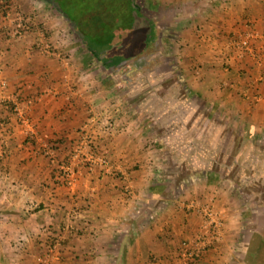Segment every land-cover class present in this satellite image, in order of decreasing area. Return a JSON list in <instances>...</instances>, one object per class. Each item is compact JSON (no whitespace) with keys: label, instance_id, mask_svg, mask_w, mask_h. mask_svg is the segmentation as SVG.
Wrapping results in <instances>:
<instances>
[{"label":"crops","instance_id":"crops-1","mask_svg":"<svg viewBox=\"0 0 264 264\" xmlns=\"http://www.w3.org/2000/svg\"><path fill=\"white\" fill-rule=\"evenodd\" d=\"M192 2L203 4L202 12L190 13L189 27L175 28L173 62L168 56L137 61L147 49L151 54L154 32L140 52L135 45L128 59L104 62L127 65L122 74L106 78L83 59L45 51L40 45L53 37L42 29L14 37V20L0 5V264H183L181 245L203 234L206 206L221 217L223 232L188 264H259L264 204L250 214L242 211L237 198L243 192L231 180L237 169L246 174L245 187L264 179V158L260 173L259 154L250 157L255 166L246 162L248 141L240 139L237 157L227 146L225 154L212 149L205 158L188 139L181 138L180 149L177 138L168 143L162 138L153 147L175 146L173 163L168 148L166 154L164 148L150 150L152 127L171 135L193 130L194 123L179 116L198 117L194 108L201 100L211 104L208 111L221 104L228 113L251 115V129L264 131V41L256 105L249 104L253 90L245 75L250 58L226 42L229 34L241 36L248 21L259 19V31L264 29V0ZM117 76L127 84L125 91L113 88ZM82 142L87 147L77 155ZM49 145L55 147L53 160L46 154ZM92 147L107 157L109 168L88 170L82 159ZM66 168L75 173L73 189L65 185ZM180 178L189 184L174 185Z\"/></svg>","mask_w":264,"mask_h":264},{"label":"rangeland","instance_id":"rangeland-1","mask_svg":"<svg viewBox=\"0 0 264 264\" xmlns=\"http://www.w3.org/2000/svg\"><path fill=\"white\" fill-rule=\"evenodd\" d=\"M129 1L133 5V7L136 8L138 16H140L141 18L139 20V24H144L145 20H148V21L150 20L155 25L156 32H157V37H155L156 41L154 40L155 46L153 47L152 51L150 50L151 54H149V50L147 49L146 50V52L148 51L147 54L146 52L144 53V55L141 54L143 55L141 62H144V61L149 62L151 60L154 62L155 61L159 62L160 61L159 57L161 58L163 56L165 58L166 56L170 57L169 62H173L174 57H175L173 51H175L176 49L170 50V47L175 46L176 48V45H174V43L177 41L176 34H175L176 33L175 28H177L178 26L177 20H180L181 24L185 23V21H187V18H189L190 13L192 17L193 15L198 14L197 11L199 9H200V13L202 12L203 4H200V2L193 3L192 0L188 2H182L181 0H129ZM7 2H8V5L6 6V8L5 6H2L3 7L2 10H6L7 16L9 15L10 18H13L14 21H15V18H17V16L23 18V20L26 22V25L28 26L26 32L32 27H36V28H39L40 30L42 29L40 32L42 35H47L49 38L51 36L53 37L51 41L48 39L47 41H45L43 45H40V47L44 46L43 49L45 51L46 50H48V52L50 51V54L53 51L56 53L58 57H63L65 59H68L70 57L73 59H77V60L83 59L84 62H89L88 63L89 70L91 72L98 74V75L103 74L104 78H106L105 75L116 76L118 74H122L123 71L127 69L126 67L127 65H126L123 67H107V69L109 70L106 69L107 70L106 71L105 68H103V66H101L98 63L99 62L97 60L98 57L90 55L88 50L85 49L81 41L77 38L75 32L72 30L70 23L66 21L61 16V14L52 7L51 4L44 2L43 0H7ZM191 9L193 10V12L191 11ZM196 19L197 18H195L194 16L195 21ZM11 25H13V29L15 30L16 25L14 23H12ZM137 25H138V20L132 23V26H137ZM145 29H147V27H143L142 29L144 31L143 33H145L146 31ZM243 29L246 31L244 33H243L244 30L241 31V33H239V35L241 34V36H244L245 34L252 32V31L257 34L264 31V29H261V31H259V19L248 21L247 23L244 24ZM170 30H172V32ZM127 31L128 33L124 35V38L119 42V44L117 43L119 46H121L120 49L133 48L135 45L139 46V43L142 42V38L140 36L141 34L139 31L136 32L132 28ZM22 35L23 34H21L20 36ZM167 35H168V39H172V40H169L168 43L164 42L165 41L164 39L166 38ZM229 35L231 36L229 38H231L232 40H228L226 42L231 44V41H233L234 38L236 39L237 36H232V34H229ZM160 41H161V45H160ZM259 41H262V39H258L256 43L253 42L251 44V48L253 50L251 55H249L247 52L243 50H240L238 47L231 46L233 50L234 49L235 51L238 50L242 56L246 55L248 58H250L249 62L251 64V67H249L250 68L249 72H246L245 75H247L248 77V82H249L248 88L251 87V89L253 90L252 98H251L252 100H249V104H252V105H256L260 101V98H261V95L259 93L260 81L258 80L260 76L258 73H259V62H261L262 58H261V49L259 50ZM58 44H63V45L62 47H60ZM53 45L56 46L57 48L54 49ZM46 47H48V49H46ZM73 48L75 49L74 52L68 51ZM166 48H167V51L165 52ZM180 49H182V46ZM180 49L177 50V53H181ZM117 55H119L121 59L126 60L129 58L128 55H130V53L126 52L125 50V52H121ZM99 58H102V57H99ZM102 59H103V62H107L108 58L104 57ZM174 72L178 75L181 74L176 68ZM141 73L144 74V70L138 71L134 75L136 74L138 75ZM127 76H129V74ZM241 77H243V75H241ZM104 80L107 81V79H104ZM116 85H118V87H121V88L123 87L124 91L126 90V88H128L127 84L121 83V81L118 79V76H117V79L114 80L113 88H116ZM184 89L185 88H183V90ZM120 90L117 89V91H120ZM210 102H213V101H210ZM210 105L211 104L208 103L207 100H201L198 107L197 105H195L196 107L194 108V110L198 112V117H193L191 115H185L183 114L184 112L181 113V115L179 116L181 117V121L185 122L187 120L191 125L192 123H194V126L192 125L193 130L187 131L186 133L178 132V134H180L182 137H180L177 134V132L171 135L172 132H165V131L158 132V130L156 131L152 127L151 128L152 129L151 130L152 140L150 141L151 142L150 145H152V147H150V150H153V151L155 150L157 152L159 151V149L164 148L163 154H166V150H168L167 155H166L168 157L167 160L168 162L170 160L171 163H173V158H175L174 154H177L173 152L174 150H176L175 146L172 145V148L170 146L160 147L158 149L153 146L155 143L157 144L160 143L162 138H165V140H167V142L166 141L165 142L168 143V141L171 138L174 139L175 137V139L177 138L178 142H181V138H183L184 140L188 139L186 143L193 145V148L195 150H200L203 155L206 154V156H204L205 158L207 157V154L212 149H215V152L216 150L217 151L220 150L221 153L225 154V151H222V150H227V146H230L232 150L231 156L237 157L238 152H239V141L240 139H243V141H248V144H249V148H248L249 156H248V161L246 162L248 165L253 164V166H255L256 162L250 161V157L252 156L258 157V154H259V165H260L259 173H260L262 171L261 166L263 165V162L261 160H263L264 158L263 156L264 155V131L256 132L251 129L249 125L250 123L249 124L247 123V122H251L252 120L251 115H249L250 117L249 116L245 117L242 115L240 116V115H235L233 113L232 114L228 113L223 107V105L221 104H217L214 108L215 111L212 112V111H208ZM137 116L139 115H136V117ZM192 119H193V122H192ZM140 120L142 121L143 117H141ZM182 145H184V142H181L180 149L182 148ZM165 148H168V149L165 150ZM77 150L79 151V149ZM90 152L91 153L89 154H91L93 158L102 157L106 165H102L100 162L98 163L95 161H94L95 163H89L87 161H84V163L86 164L85 166L88 167V170L90 169V171H93L98 166H100L101 168L105 167V169L109 168V162L105 155L97 154L95 149L93 148L90 149ZM246 162H244L243 164H246ZM220 164H223V163H220ZM202 165L205 167L209 166L208 163H203V162H202ZM226 165H229V164L226 163ZM217 169H218L219 175H224V167L220 166ZM239 172L240 171H238V169L234 170L232 172L234 173L232 174L234 178H231L234 184L240 188L239 191L243 192L240 195V198L239 197L237 198L236 195L234 196L238 199V204H237L238 207H243L244 209L242 211L248 214H250L255 209H256L255 211H259L258 210L259 206L264 204V184H262L264 179H259V183L257 182L256 186L253 185V186L245 187V185H243L242 176L246 177L244 176L246 174L240 175ZM123 181H126V180H123ZM187 182H190V179L180 178V179H177L176 182H174V185L189 184ZM75 183H76V177L74 176V184L72 185V189L75 187ZM127 183L128 182H125V184H123L124 188L126 186L130 188V186ZM194 202H192V204H194ZM183 203L187 204L189 203V201L184 200ZM249 217L250 215L248 216V218ZM248 218L246 217V219Z\"/></svg>","mask_w":264,"mask_h":264},{"label":"trees","instance_id":"trees-1","mask_svg":"<svg viewBox=\"0 0 264 264\" xmlns=\"http://www.w3.org/2000/svg\"><path fill=\"white\" fill-rule=\"evenodd\" d=\"M49 3L58 6L59 11L66 16V21L88 39V48L96 57H107L109 65L119 62L121 58L117 54L125 50L133 51L131 48L120 49L121 46L118 45L128 33L127 30L132 28L141 34L142 42L139 43L136 52L145 48L156 32V27L150 20L139 24L141 18L129 0H49ZM0 5L7 6V0H2ZM136 20L138 25L132 26ZM177 25L178 28L189 27L190 21ZM143 27H147L145 33ZM46 149L55 153L54 146L49 145ZM263 262L264 257L259 256V264Z\"/></svg>","mask_w":264,"mask_h":264},{"label":"built area","instance_id":"built-area-1","mask_svg":"<svg viewBox=\"0 0 264 264\" xmlns=\"http://www.w3.org/2000/svg\"><path fill=\"white\" fill-rule=\"evenodd\" d=\"M13 23H15L16 25V28L13 31L14 37H18L26 32L28 26L26 25V22L23 20V18L17 16ZM258 39L264 40V31L259 34L252 31L245 34L244 36H239L235 40L231 41L230 46L238 47L240 50H243L251 55V53L253 52L251 44L253 42L256 43ZM46 49H48V47H46ZM85 147H87V143L82 142V144L78 147L79 151L77 150L76 154L78 155V153L84 151ZM46 154L53 160V151H51L50 149H46ZM82 160L89 163L100 162L102 165H106L102 157L93 158V156L89 153H85V157ZM64 173L65 184L69 189H72L75 173L72 169L69 168H66V170H64ZM125 188L126 190L129 189L128 186H126ZM202 232L203 234H201V236L196 241L182 243L181 257L183 260V264H188L190 258L193 257L196 251L207 249L209 245L214 241V239L220 236L223 232L221 217L210 206H206L202 209ZM47 262L48 260H45L41 264H47Z\"/></svg>","mask_w":264,"mask_h":264},{"label":"water","instance_id":"water-1","mask_svg":"<svg viewBox=\"0 0 264 264\" xmlns=\"http://www.w3.org/2000/svg\"><path fill=\"white\" fill-rule=\"evenodd\" d=\"M43 1L49 3V0H43ZM49 4H50V3H49ZM51 5H52V7H53L57 12H59V13L61 14V16H62L65 20L67 19L66 16H65L63 13H61V12L59 11L57 5H55V4H54V5L51 4ZM70 26H71L72 30L75 32L77 38L81 41L82 45L85 47V49L88 50V52L90 53L91 56H95V53H94L93 51H91V50L88 48V39L84 38L83 35H82L79 31H77V30H76L71 24H70ZM142 57H143V55L139 56V58L137 59V61L141 62V61H142ZM97 60L99 61L98 63H99L101 66H103V68H105V70H106L107 67L105 66V63L103 62V59L98 57ZM106 71H107V70H106Z\"/></svg>","mask_w":264,"mask_h":264},{"label":"flooded vegetation","instance_id":"flooded-vegetation-1","mask_svg":"<svg viewBox=\"0 0 264 264\" xmlns=\"http://www.w3.org/2000/svg\"><path fill=\"white\" fill-rule=\"evenodd\" d=\"M135 10H136V8H135ZM136 12H137V10H136ZM132 22V21H131Z\"/></svg>","mask_w":264,"mask_h":264}]
</instances>
